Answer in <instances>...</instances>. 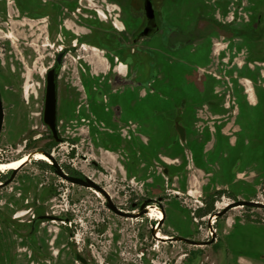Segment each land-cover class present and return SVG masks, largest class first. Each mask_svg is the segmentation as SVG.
I'll list each match as a JSON object with an SVG mask.
<instances>
[{
  "label": "rangeland",
  "instance_id": "rangeland-1",
  "mask_svg": "<svg viewBox=\"0 0 264 264\" xmlns=\"http://www.w3.org/2000/svg\"><path fill=\"white\" fill-rule=\"evenodd\" d=\"M22 1L26 0H0V99L3 107L0 163L25 155L33 156L14 174L11 170L0 171V264H24V256L28 258L27 264H81L76 259L77 254L87 264H186L193 250H204L201 264H212L213 254L208 247L202 249L183 242H162L154 238L152 229L159 221L149 216L150 210L145 209L146 213L138 218L115 215L107 209L100 193L62 179L49 167L50 160L41 163L33 158L45 149L48 138V129L42 122L46 72L52 66L57 50L63 46L71 47L74 40L52 32L54 18L51 15L49 18L37 15L49 0H27L25 4ZM91 2L96 3V0ZM83 4H90L89 0H84ZM101 4L107 10L109 28L118 31L112 24L120 25L121 29V22L130 23L124 0H107ZM235 4L236 14L246 13L253 18L261 15L264 21V0H235ZM65 8L60 7L58 25L81 32L73 21L81 23ZM239 8L246 10L240 11ZM97 9L104 10V7ZM129 31H118L125 42ZM86 40L89 41V37ZM148 41H143L141 46L147 47ZM242 43L243 39H236L237 45ZM83 45L92 47L87 43ZM256 45L264 48V33L262 41L260 39ZM106 55L113 59L109 53ZM245 56L243 52L237 62H243ZM100 57L104 58V55L100 53ZM86 58L93 61V52L79 47L77 52L68 55L60 74L58 118L65 142L51 150L59 166L73 168L89 177L103 187L113 203L125 212L138 213L139 206L133 207L135 204L163 198L161 208L166 217L158 231L166 236L192 240H204L210 236L208 216L201 217L198 210L218 188L229 190L236 199L222 196L215 203L216 211L234 200L264 203V181L261 180L264 148L256 149L252 144L243 151L232 147L220 155H215L207 146L203 153L200 152L202 165L200 161L196 163L199 158L195 151L188 150L187 168L183 169L179 158L169 160L162 156L164 161L171 163V169L177 170L171 174L175 176L173 180L163 177L162 166L156 163L163 154L160 144L163 145L168 136L164 118L158 113L146 118L151 102L162 104L163 98L151 95L148 90L146 94L139 90L138 95L129 88H121L113 95V102L121 103L123 120L140 122L145 119L147 127L157 125L155 143L159 146L151 150L153 164L130 165L125 131L122 132L123 146L117 144L116 148L111 147L114 150H106L107 147L98 142L97 135L89 134L95 125L101 126L99 120L89 114L83 86L79 82L81 75L95 76L94 66L87 63ZM104 64L103 76L110 68L106 61ZM84 116L86 118L82 119ZM99 127L94 128L97 131ZM107 134L113 133L108 131ZM140 138L142 143L148 142L146 136ZM172 151L171 155L176 149ZM91 160L97 162V166H93ZM238 160L245 173H240L233 182L231 170ZM10 178L7 185L1 186ZM153 206L158 207L157 204ZM214 221L215 234L226 241L239 233L237 224L248 223L252 227L264 228V209L235 207ZM245 235V244L231 247L230 251L238 257L264 263V238H250L253 231ZM258 252L262 255L256 256Z\"/></svg>",
  "mask_w": 264,
  "mask_h": 264
},
{
  "label": "flooded vegetation",
  "instance_id": "flooded-vegetation-1",
  "mask_svg": "<svg viewBox=\"0 0 264 264\" xmlns=\"http://www.w3.org/2000/svg\"><path fill=\"white\" fill-rule=\"evenodd\" d=\"M83 1L49 0L48 5L37 14L48 18L51 15L54 18L52 32H58V35L62 33L66 38L74 40V43L71 47H60L49 68L57 65L58 55L63 53L57 76V130L62 141L56 142L47 128L46 147L35 155L47 153L53 156L51 150L54 146L65 142L59 130V78L68 55L77 52L79 47L84 51L93 52L94 56L93 61L92 58H86V61L94 66L95 76L87 77L84 74L79 80L83 86L89 114L94 115L101 126L95 125V122L94 127L99 129L96 131L93 127L89 134L97 135L98 142L109 150L113 149L111 148L113 146L116 148L117 144L123 146L122 143L125 140L122 132L125 131L128 136L127 149L130 150L128 152L131 156L130 165L153 164L151 150L159 146L155 143L158 139L156 136L158 127L157 125L147 127L145 119L140 122L122 119L123 107L119 106L121 104L119 101L113 102V95L119 93L118 91L124 87L137 92L138 95L139 90H143L145 94L148 90L151 95L163 98L162 104L151 102L146 118L157 113L164 118L168 136L165 137L163 145L160 144L163 154L159 156V162L156 164L162 166L161 175L168 181L174 179L175 176L171 174L177 170L171 169L169 166L171 163L164 161L162 156L169 160L179 158L183 169L187 168L185 160L187 151L191 149L199 158L195 160L196 163L199 164L200 161L202 165L200 152L203 153L207 146L214 150L215 155H220L222 151H228L232 147L243 151L249 144L254 145L256 149L264 148V48L256 45L260 39L262 41L264 33V21L261 15L253 18L246 13L236 14L235 0H149L153 19L148 24L145 0H124L127 13L131 18L130 23L121 22V29L118 24L112 25L118 31L130 30L125 42L121 32L108 26L107 10L105 5L101 4L107 0H96V3L89 0L88 5H84ZM25 2L28 1L21 3L25 4ZM116 4L119 5L118 1ZM91 5L95 8H90ZM62 6L66 7L65 10L81 23L73 21L81 32L78 33L65 25H58ZM98 7H104V10H99ZM239 10L246 9L239 8ZM146 27L149 29L148 35L141 36ZM87 37L89 41L86 40ZM237 38L243 39V45L236 44ZM145 40H149L147 47H142L141 43ZM84 43L92 47H86ZM243 52L246 55L244 61L237 62ZM100 53L104 55V58L100 57ZM107 53L111 55L112 60L106 55ZM104 60L110 68L103 76L101 73L106 68ZM82 69L86 73L84 68ZM85 118V116L82 117V119ZM108 131L114 135L107 134ZM147 132L150 133L147 135ZM180 134H183V137ZM140 136H146L148 142L142 143ZM51 143L54 145L49 146ZM173 149L176 151L171 155ZM35 155L34 159H36ZM36 160L41 163L49 161V159L48 161ZM27 162L28 156L25 163ZM239 163L241 162L238 160L232 166L233 180L231 181L233 182L240 173H245L242 170L243 164ZM24 164L17 169L3 171H17ZM91 164L97 166L94 160H91ZM49 167L53 169L51 164ZM59 167L69 176L86 177L73 168ZM209 171L211 173L210 169ZM261 180L264 181V175ZM220 190L223 193L215 195ZM212 196H215L213 210L203 215ZM222 196L236 199L229 190L218 188L204 200L203 207L198 210L201 217L208 216V228L209 225L213 227L216 223L215 219L221 218L214 217L209 224L210 215L219 212L215 210V203ZM160 198L147 199L133 207L138 205L140 211L141 206L145 204L143 209L149 211L150 208H154V214H156L162 209L163 198L159 200ZM153 204H157L160 209ZM153 218L160 221L163 220V215L160 220L155 216ZM213 229L215 232V227ZM157 233L160 232L157 231ZM192 241L201 244H186L202 247V249L210 248L213 254L212 264H227V246L216 234L213 239L211 230L210 236L206 239ZM204 252V250H193L192 257L187 259L186 264H201ZM22 262L27 264L28 258L24 256Z\"/></svg>",
  "mask_w": 264,
  "mask_h": 264
},
{
  "label": "water",
  "instance_id": "water-1",
  "mask_svg": "<svg viewBox=\"0 0 264 264\" xmlns=\"http://www.w3.org/2000/svg\"><path fill=\"white\" fill-rule=\"evenodd\" d=\"M145 12L148 18V24L150 23V20L153 19V12L152 8L150 5L149 0H145ZM148 27L143 31L141 36H147L148 35ZM63 56V53H60L57 58V65L51 69H49L46 72V85H45V95H44V106H43V113H42V121L43 124L50 130L52 137L55 139L56 142H61L62 140L59 138L58 130H57V76H58V71H59V65L61 63V57ZM2 125H3V107H2V101L0 99V134L2 130ZM181 137H183V134H180ZM44 155L51 161V166L54 169V172L61 177L62 179L85 187L89 189H93L96 192L100 193L106 201V207L108 210L113 212L115 215H118L120 217L124 218H138L141 217L143 214L146 213V210L143 209L144 205L143 204L140 208V211L138 213H132V212H125L121 209H119L112 201L111 196L107 193V191L99 186L97 183H95L93 180H91L88 177L85 178H78V177H73L65 174L63 170L59 167L53 156L44 153ZM33 155L28 156V160L30 157ZM26 164V163H25ZM24 164V165H25ZM12 173L14 174L16 170H11ZM11 181V178L7 180L3 185H7ZM235 207H247V208H255V209H264V203L257 202V201H247V200H236L230 204H228L223 210L216 212L212 215H210L209 218V224L211 223V220L215 217H222L225 213H227L230 209L235 208ZM163 215V220L165 218V213L163 212V209H160ZM43 219V217L41 218ZM47 219L52 220V217H47ZM163 220H160L156 226L153 227L152 229V234L154 238L166 242V241H177V242H184L192 245H200L201 243L192 241L188 238L180 237V236H167L166 238H158L156 237V233L160 228V225L163 223ZM211 233H212V238H215V232L214 229L211 225H209ZM76 259L81 263V264H87V261L82 258L79 254L76 255Z\"/></svg>",
  "mask_w": 264,
  "mask_h": 264
},
{
  "label": "crops",
  "instance_id": "crops-1",
  "mask_svg": "<svg viewBox=\"0 0 264 264\" xmlns=\"http://www.w3.org/2000/svg\"><path fill=\"white\" fill-rule=\"evenodd\" d=\"M149 133L150 132H147L146 134L148 135ZM235 226L239 227V233L238 234L236 233L233 237H229L226 241L222 240L223 242H225V245L227 246V249H228V257H227L226 263L227 264H264L258 260L244 259V258L238 257L235 255V253L233 251H230L231 247L238 248L239 246L245 244V239L243 238V235H245V234L249 235L250 231L254 232V235H249L250 238L253 236L261 237L260 239L264 238V228L252 227L248 223H246V224L241 223V224H237ZM234 230H235V227H234ZM241 234H243L242 240L240 237ZM252 243L258 244V242H252ZM253 246H255V245H253ZM261 255H262L261 252L256 253V256H261Z\"/></svg>",
  "mask_w": 264,
  "mask_h": 264
},
{
  "label": "bare ground",
  "instance_id": "bare-ground-1",
  "mask_svg": "<svg viewBox=\"0 0 264 264\" xmlns=\"http://www.w3.org/2000/svg\"><path fill=\"white\" fill-rule=\"evenodd\" d=\"M35 158L36 159H41V160H45V161H48V159L46 158V156L42 155V154H37L35 155ZM27 161V156H23V157H20L18 159H15V160H12V161H9L7 163H0V171L2 170H8V169H17L19 168V166H21L22 164H24L25 162ZM150 212H151V216H155L157 217L158 220H160L162 218V213L157 211L156 214H154L155 212V209L154 208H150ZM158 238H165L163 235H160V233H157Z\"/></svg>",
  "mask_w": 264,
  "mask_h": 264
},
{
  "label": "trees",
  "instance_id": "trees-1",
  "mask_svg": "<svg viewBox=\"0 0 264 264\" xmlns=\"http://www.w3.org/2000/svg\"><path fill=\"white\" fill-rule=\"evenodd\" d=\"M51 145H54V143L49 144V146H51ZM222 193H223V191L220 190V191L216 192L215 195H220V194H222ZM214 199H215V196L210 197V201L207 203V208L204 210L203 215H206V214L212 212L213 207H214V206H213ZM247 209L251 210L252 208H247Z\"/></svg>",
  "mask_w": 264,
  "mask_h": 264
}]
</instances>
